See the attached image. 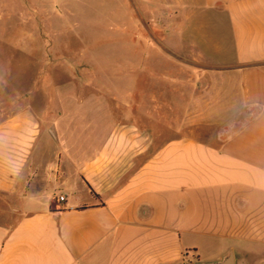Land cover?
I'll return each mask as SVG.
<instances>
[{"label": "crops", "instance_id": "0c3cea01", "mask_svg": "<svg viewBox=\"0 0 264 264\" xmlns=\"http://www.w3.org/2000/svg\"><path fill=\"white\" fill-rule=\"evenodd\" d=\"M187 11L178 73L133 117L85 134L82 107L70 127L53 100L44 125L0 110V264H264V0Z\"/></svg>", "mask_w": 264, "mask_h": 264}, {"label": "rangeland", "instance_id": "374dc122", "mask_svg": "<svg viewBox=\"0 0 264 264\" xmlns=\"http://www.w3.org/2000/svg\"><path fill=\"white\" fill-rule=\"evenodd\" d=\"M121 2L0 0L4 117L34 111L44 125L45 106L52 103L62 106V122L70 127L76 123L70 112L82 107L78 126L87 134L93 121L108 127V118L120 123L136 115L140 103L133 95L169 89L161 80L179 70L171 48L188 46L186 35L179 34L187 33L189 0L179 8L174 0H133L132 33L123 30ZM141 64L148 70L142 71Z\"/></svg>", "mask_w": 264, "mask_h": 264}, {"label": "water", "instance_id": "95a60500", "mask_svg": "<svg viewBox=\"0 0 264 264\" xmlns=\"http://www.w3.org/2000/svg\"><path fill=\"white\" fill-rule=\"evenodd\" d=\"M195 264H234V258L231 251L224 254L220 260L215 262H196Z\"/></svg>", "mask_w": 264, "mask_h": 264}, {"label": "built area", "instance_id": "2783aa9c", "mask_svg": "<svg viewBox=\"0 0 264 264\" xmlns=\"http://www.w3.org/2000/svg\"><path fill=\"white\" fill-rule=\"evenodd\" d=\"M59 201H65V197L64 196H59Z\"/></svg>", "mask_w": 264, "mask_h": 264}]
</instances>
